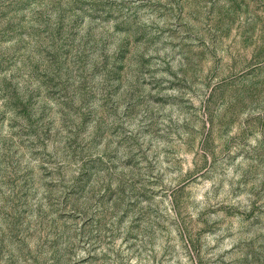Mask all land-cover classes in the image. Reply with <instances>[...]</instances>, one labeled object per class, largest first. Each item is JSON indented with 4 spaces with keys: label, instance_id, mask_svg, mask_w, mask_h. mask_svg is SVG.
I'll list each match as a JSON object with an SVG mask.
<instances>
[{
    "label": "rangeland",
    "instance_id": "rangeland-1",
    "mask_svg": "<svg viewBox=\"0 0 264 264\" xmlns=\"http://www.w3.org/2000/svg\"><path fill=\"white\" fill-rule=\"evenodd\" d=\"M0 264H264V0H0Z\"/></svg>",
    "mask_w": 264,
    "mask_h": 264
}]
</instances>
